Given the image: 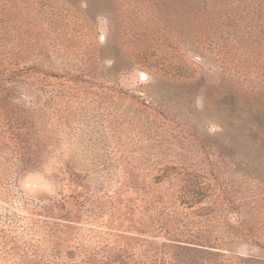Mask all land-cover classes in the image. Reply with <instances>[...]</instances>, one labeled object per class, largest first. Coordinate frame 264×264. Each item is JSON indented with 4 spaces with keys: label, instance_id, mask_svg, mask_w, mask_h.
Here are the masks:
<instances>
[{
    "label": "rangeland",
    "instance_id": "1",
    "mask_svg": "<svg viewBox=\"0 0 264 264\" xmlns=\"http://www.w3.org/2000/svg\"><path fill=\"white\" fill-rule=\"evenodd\" d=\"M0 2V59L43 67L15 83L31 152L0 150V264H264V0Z\"/></svg>",
    "mask_w": 264,
    "mask_h": 264
},
{
    "label": "trees",
    "instance_id": "2",
    "mask_svg": "<svg viewBox=\"0 0 264 264\" xmlns=\"http://www.w3.org/2000/svg\"><path fill=\"white\" fill-rule=\"evenodd\" d=\"M4 3L0 2V15L3 16L2 10L5 12L9 8V6H4ZM10 49L12 50L6 53L5 58L0 59V98L2 100L0 104V120L2 121L0 125V150L2 151L3 149L5 151V147L14 143L12 151L21 155L28 154L32 149V145H26L24 141L25 134H30L28 129L30 108L24 107L25 102L17 103L15 99L17 96L15 83L21 77L29 76L34 70L43 67L22 55L19 56L17 52H13L14 48L11 47ZM1 158L3 157L1 156ZM17 161L18 164H15V167L20 170V174L35 171V166L38 165V162L31 159L25 160L23 157H17ZM0 163L3 164L2 162ZM194 179L195 175L187 173L186 185L182 195L184 202H194L197 194L202 195V187L196 190ZM80 264H92V262L83 260ZM147 264L157 263L152 260ZM162 264H177V255L168 252Z\"/></svg>",
    "mask_w": 264,
    "mask_h": 264
}]
</instances>
